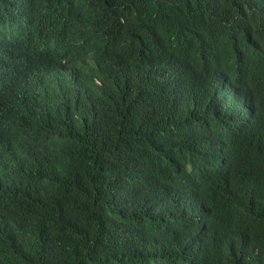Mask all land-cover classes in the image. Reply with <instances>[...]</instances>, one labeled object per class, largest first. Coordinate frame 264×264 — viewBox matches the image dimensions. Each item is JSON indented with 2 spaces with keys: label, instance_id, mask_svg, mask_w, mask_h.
I'll list each match as a JSON object with an SVG mask.
<instances>
[{
  "label": "trees",
  "instance_id": "1",
  "mask_svg": "<svg viewBox=\"0 0 264 264\" xmlns=\"http://www.w3.org/2000/svg\"><path fill=\"white\" fill-rule=\"evenodd\" d=\"M0 264H264V0H0Z\"/></svg>",
  "mask_w": 264,
  "mask_h": 264
}]
</instances>
